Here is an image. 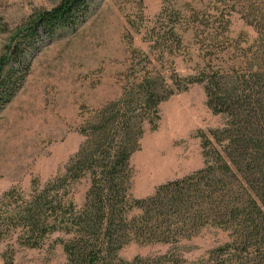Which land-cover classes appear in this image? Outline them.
<instances>
[{
  "label": "trees",
  "instance_id": "obj_1",
  "mask_svg": "<svg viewBox=\"0 0 264 264\" xmlns=\"http://www.w3.org/2000/svg\"><path fill=\"white\" fill-rule=\"evenodd\" d=\"M213 1L210 12L173 10L204 51L195 73L159 69L183 43L173 23L168 36L158 32L151 52L131 66L120 96L83 122V140L60 173L42 184L34 179L27 192H0L4 264H13L14 245L38 248L53 234L63 264H181L183 243L206 228L227 239L192 264H264V0ZM90 7L89 0H61L15 33L0 55V111L23 85L42 35L76 27ZM234 14L253 36L230 35ZM194 83L202 84L211 112L224 117L211 138L201 135L203 166L133 197L130 157L145 126L155 128L159 105ZM82 179L88 187L79 206L73 187ZM131 241L168 248L121 258L119 250Z\"/></svg>",
  "mask_w": 264,
  "mask_h": 264
},
{
  "label": "rangeland",
  "instance_id": "obj_2",
  "mask_svg": "<svg viewBox=\"0 0 264 264\" xmlns=\"http://www.w3.org/2000/svg\"><path fill=\"white\" fill-rule=\"evenodd\" d=\"M61 0H0V55L15 33L38 13ZM88 17L71 29H59L51 37L42 35L33 54L25 81L0 111V192L11 187L29 191L63 170L77 151L83 122L107 102L120 96L131 66L150 53L156 34L168 36L176 24L183 37L172 48V58L157 68L168 75L173 66L181 76L195 73L201 62V45L183 20L173 11L193 8L213 11V0H89ZM253 36L239 15L230 18L229 33ZM176 54V56H175ZM172 62V64L170 63ZM155 63V59L152 60ZM156 127L145 126L140 148L130 157V192L141 198L165 181L182 177L203 166L201 135L220 127L224 117L213 114L206 104L202 84L171 95L159 105ZM88 187L82 179L73 187V199L81 205ZM58 234L50 235L38 248L14 245L13 264H63L66 260ZM225 232L206 228L184 242L181 264H192L226 240ZM162 243L131 241L122 247L121 258L164 253ZM5 246H0V264Z\"/></svg>",
  "mask_w": 264,
  "mask_h": 264
}]
</instances>
